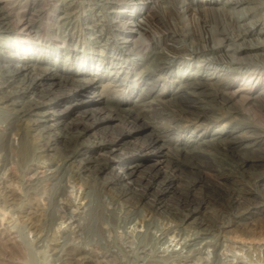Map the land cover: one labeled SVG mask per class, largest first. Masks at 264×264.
I'll return each instance as SVG.
<instances>
[{"label":"bare ground","instance_id":"obj_1","mask_svg":"<svg viewBox=\"0 0 264 264\" xmlns=\"http://www.w3.org/2000/svg\"><path fill=\"white\" fill-rule=\"evenodd\" d=\"M73 1L75 0L68 4V0H0V60L5 62L0 63V78L3 79L0 81V103L5 104V107H0V151H4L7 145L16 148L26 166L28 188L35 193L40 180L48 181L51 190L49 202L56 203L65 210H70L74 205L70 196L73 193L71 188L72 193H68L69 187H76L75 195L80 191L81 196L78 198L79 205H76L78 210L70 212L67 218L71 222L78 221L76 227L79 228L83 227L80 219L84 220V217L85 223L90 222L91 218L92 221L95 219L99 228L103 214L108 215V219L112 218L118 208L117 204H122L121 200L136 203L133 198L138 197L150 205L162 203L164 196L174 191L176 194L179 190L177 180L190 175L192 178L189 176L190 179L185 180L186 191H183L187 195L184 198L181 196L183 199L176 203L173 222L159 236L175 229L177 243H181L180 249L190 250L197 244L212 247V254L217 260L223 243L221 238H231L229 232L235 229L234 232L238 233L234 236L245 235L244 238L248 237L250 242L256 241L258 244L249 250L251 264H264V221H250L253 217L251 214L257 213L264 217V197L260 191V187H264V171L254 175L256 180L251 182L253 185L250 186L251 191L246 192L248 195L244 196L243 187L238 186L232 195L228 193L220 196L225 213L230 212L234 218L222 220L225 218L222 213L219 221L202 209L207 208L210 190L207 183L201 180L202 177H198L208 174L209 166L203 162V158L217 161L222 154L231 156L239 149L261 150L260 155L246 156L245 161H251L257 166L264 164V133L254 130V126L245 120L231 124L235 117L246 113L243 108L240 110L234 106L236 96H240L247 109L255 101L264 103V65H244V57H241L252 51H264V43L256 45L250 42L248 46L236 44L237 47L233 45L232 48L226 42L229 44L228 48L220 55L219 52L223 49L218 45L222 42L217 41L216 31L212 27L205 24V35L200 38L195 31L176 26L173 20L164 23L163 20L166 19L161 16L159 7L172 10L170 0H140L139 3L146 4L147 11L141 17H138L140 12L136 13L134 18L126 12L125 7L120 6L127 5L132 9L138 7L141 10L143 7L137 4L138 0H108L115 12V23L107 22L108 24L101 26L94 24L83 28L79 24L80 14L71 10ZM205 1L213 11V0ZM233 2L239 5L242 0ZM149 3L151 4L148 5ZM59 11L63 14L57 15ZM86 29L96 35L90 37L86 46L80 49L76 42L79 37L85 36ZM252 32L253 30L249 31L248 35ZM246 33L242 36L243 39H246ZM3 40H6L5 44ZM33 44L41 45L42 53L37 54L35 50L30 52ZM25 46H28L26 51L17 53ZM109 48L113 50L112 53H109ZM13 60L23 63H11ZM191 61L202 64L193 69L195 63L190 64ZM108 62L111 70L89 72L95 64L102 66ZM223 63L231 66L225 74L216 69ZM245 67L249 72L248 81L244 83L245 86L236 87L241 74L239 71ZM18 79L20 85L16 89L4 91L5 86L14 84ZM46 84L49 87H45ZM55 85L59 88L54 89ZM40 88L43 89V94L32 100H28L30 97L27 99L30 92L36 93ZM91 102H98L102 106L100 109L87 108ZM64 103H67V113L55 109ZM219 103L227 105L229 111H216L214 106ZM45 106L54 108L55 111L50 112L51 114L41 111ZM79 107H86L81 110V115L88 118L79 123L68 122L69 114ZM31 116L34 118H30ZM51 119L54 120L53 124L49 123ZM26 120L31 121V129L42 140V145L38 148L30 149L28 146L25 137L29 131L21 126ZM115 120L122 124L118 129L112 130L109 138L99 136L97 131L92 132L94 128L108 130ZM223 121L219 128L210 129ZM191 125H195L192 130ZM189 130L190 133L187 134ZM142 133V143L126 145L131 137ZM10 134H13L14 140L6 142ZM59 144L63 148L55 156L56 159L46 158L47 154L43 151H54ZM151 156L159 159V166L167 162L170 170L162 175L159 167L149 177L133 178ZM119 161L125 162L120 170L115 167V162ZM42 167H45L44 171L40 170ZM217 167L219 169L220 165ZM100 173L105 175L101 177ZM217 188L223 190L220 186ZM198 190L201 191L200 194H197ZM101 196H107L108 205H105ZM193 196L198 200L194 201L191 198ZM257 197L262 198L261 203L256 201ZM253 207H258V211L253 212ZM80 208L86 209L88 213L79 217ZM0 212L6 213L3 210ZM132 213L135 215L136 212ZM152 216L153 213L142 214L141 225L147 224L148 229ZM61 217L63 219L65 215ZM65 245L60 248L57 245L56 248L68 253H83L87 250L76 245ZM251 246L252 244L249 249ZM180 249H172L175 257L181 253ZM253 250L256 251L255 254ZM157 256L167 257L164 254ZM207 258L206 256L205 260Z\"/></svg>","mask_w":264,"mask_h":264},{"label":"rangeland","instance_id":"obj_2","mask_svg":"<svg viewBox=\"0 0 264 264\" xmlns=\"http://www.w3.org/2000/svg\"><path fill=\"white\" fill-rule=\"evenodd\" d=\"M71 1L72 0H68V4H70ZM75 1L72 2L71 10L77 11L80 14V27L85 28L86 26L90 27L94 24L101 26L102 24L115 23V12L113 11V8L110 7L111 5L108 0ZM131 1L132 0H128L126 2ZM139 1L140 0H138L137 4L143 7V9L141 10H138V7L132 9L127 5H121L120 8L125 7L127 10L126 12L128 14H131L133 18L136 16V13L140 12V16L138 17H141V15L143 16V14L147 11V6L144 3H139ZM170 2V4L173 6V9L170 11L167 10L166 7H159L161 16L163 17V19H166L163 20L164 23L167 24L169 20H173L176 26L183 29L185 28L189 31H195L197 35L200 36V38H203L201 36L205 35V24L209 27H212L213 30L216 31L217 41L219 40L218 42H222L220 43V45H218L222 46L223 49H221L222 51L219 52L220 55L224 53L229 44L230 47H232L233 45L237 47V45L248 46L250 42L256 45L264 43V0H242V3L239 5H235L233 0H213V11L211 10V6L210 8L205 4V0H170ZM150 4L151 3H149L148 5ZM191 4L193 6H191ZM166 5L167 4H165V6ZM62 14V11L57 12V15ZM252 23L255 24L253 25ZM251 30H253L252 34L248 35L249 31ZM260 31L262 33H260ZM244 32H247L246 39L242 38V36H245ZM95 35L96 34H93L90 29H86L85 36H83V38L79 37L77 39V46L80 47V49H83L86 46V43L90 41V37H94ZM226 42L229 44H226ZM5 43L6 40H3V44ZM234 46L232 48H234ZM27 47L28 46H25L23 49H21V51L17 53L26 51ZM41 49H43L41 45L33 44L31 49L27 50H29L30 52L35 50V52L38 54L42 53ZM108 51L109 53L113 52V50L110 48ZM96 52L99 51L97 50ZM249 53L250 54L247 53L248 55H241V57H244V65H264V51H252ZM0 63L5 64V62H2L1 60ZM11 63L22 64L23 62L13 60ZM192 63H195V65H193V69H196L198 65L202 64V62L199 61H191L190 64ZM212 66L213 65H210V67ZM230 67L231 66H229L228 64L226 65V63H223L217 66L216 69L221 70L220 73L225 74L228 72ZM104 70H111V65L109 64V62L102 66H98L95 64V66L89 69V72H100ZM258 70L259 68L257 69V72ZM239 72L241 74L236 81V87L241 85L245 86L249 78V72L246 71V67ZM2 80L3 79L0 78V81ZM19 85L20 79L16 80L14 84L12 83L11 85L9 84L5 86L4 91L7 92L13 90L14 88L16 89V87ZM45 87H49V85L46 84ZM57 87L59 88L58 85H55L54 89H56ZM41 90L43 89L40 88L36 93L30 92L27 99L29 97L30 98L28 100L38 98L39 94L44 93ZM89 95H93V93H89ZM74 100L75 97L72 98V101ZM233 103L234 106L239 108L240 110L243 108V111H245L246 113L241 114V116L235 117L232 120L231 124H235L236 122L245 120L249 125L254 126V130L264 133L263 102L262 104L260 101H255L251 104V106H248L250 109H247L245 106L246 104H243V100H240V96H236L233 100ZM2 106L5 107V104L0 103V107ZM66 106L67 103H64L63 105L58 106L55 109H57V111L59 110L67 113L68 110ZM101 106L102 105L98 102H91L86 107L100 109ZM86 107H79L77 110H73V112H71L67 117L68 122L79 123L82 120H86L88 117L81 115V110ZM55 109L45 106L41 109V111H46L47 113L51 114L50 112L55 111ZM214 109L220 113H226L229 111L227 105L220 103L217 105L215 104ZM229 115L230 114H228V116ZM49 116L52 117L51 115ZM30 118H34V116H31ZM167 118L169 119L170 117ZM158 120L165 121L166 119ZM49 123L53 124L54 120H49ZM223 123L224 121L216 123L215 125L211 126L210 129L213 130L219 128ZM121 124L122 123L119 120H115V122H113L108 130H96V128H94L92 132L97 131V134L99 136H106L107 138H109L112 135V130L118 129ZM31 125L32 123L30 120H26L21 124L24 130L29 131L27 137H25V139H27L29 148H38L42 145V140L36 134V131L31 129ZM193 128H195V125H191L190 130H192ZM190 130L187 131V134L190 133ZM197 133H199V131ZM143 136V133L134 135V137H131L126 145L132 146V144L142 143L144 140ZM9 137L10 138H8L6 142L8 140H14L13 134H10ZM15 141L17 142L16 138ZM61 148H63V145L59 144L58 149L54 151L45 149L43 152L44 154H47L46 158L55 160V156L57 157L59 155V150H61ZM239 150H237V152L231 156L230 154H222L220 156L221 158L219 159L220 161L218 159L217 161H213L209 158L202 159L203 162L207 164V166H209L208 174H201V176L199 175L198 177H202L201 180L204 183H207V187L210 190L208 197L209 203H206L207 208L205 209V207H203L202 209L217 218L218 221L221 220L222 213L225 215V218H223L222 220L234 218L233 214H231L230 212H226L227 214L225 213V206L220 200V196H222V194L226 196V194L228 193L232 195L233 192H236V188L239 187H243L242 190L244 192V196L248 195L249 193L247 194L246 192L251 191L250 188L253 185L252 183H254L256 174L264 171V164H258L257 166V164L253 165L251 161H245L246 156L257 157L261 154V150ZM17 153V149L12 146L9 147V145L6 146V149L4 151H0V210L6 212L5 214H1L0 212V215L4 216H0V264H213V262H215L214 264H222L223 262H227L229 264H251V261L249 260L250 257L248 255L249 250L251 251L253 245L257 246L258 244L255 243L256 241L250 242V239L248 237L244 238L245 235H242L243 237L241 235L234 236L238 233H235V229H232L229 232L231 238L233 237L232 239L226 236H224L225 238L222 237L223 239L221 238V242L223 243H221L222 247L219 251L220 257L217 260L215 259L214 254H212V247H201V245L197 244L198 246L195 245L190 250L187 248H185L186 250L183 248L180 249L181 243H177L178 238L175 237V229L173 232L159 236L160 232L164 231V228L169 227L170 223L173 222V212H175V206H177L176 203L187 195L183 191L185 190L187 185V182L185 180H188L190 175H188V177L187 175H185V177L182 176L181 179L177 180L179 190L176 192V194L174 191V193L164 196L162 203H154L152 204V206L150 205V203H145L143 198L140 200L138 199V197L133 198V201L136 203H127L128 201L121 200L122 204H117L118 208L112 218L108 219V215L105 216V214H103L104 217H102L103 219H101L102 222L100 220V224L98 226L100 229L102 228L100 231V229L97 228L95 219L92 221L91 218L90 222L85 223V217L84 220L81 218L82 220L80 219V223L83 227L79 228L78 226L76 227L78 221H76V223L71 222V220L67 218L70 216V212H77L76 210H78L76 209V205H79L77 204L79 202L78 198H80L81 196L80 191H78L77 196L75 195L76 187H69L68 193L72 190V195H70V193L69 195L74 201V205L70 207V210H65V208H61V206H59L58 204L49 202L51 190L50 186L48 185V181L40 180L38 182V188L36 190L37 192L35 191V193H33L31 189L28 188L29 186H27L28 182H26V179L28 174L25 171V163L21 161L20 156ZM158 160L159 159H157L155 156H151V158L145 162L140 171L136 172L133 178L143 179V176L149 177L150 173L151 175H153L159 167H161L162 175L165 171L170 170V165L167 164V162H164L159 166V164H157ZM123 164H125V162H115V167L120 170V167ZM242 164L245 165L243 166ZM217 165H220L219 169H217ZM214 169L217 170L215 171ZM40 170L44 171L45 167L40 168ZM40 175H42V173H40ZM104 175L105 174L103 173L99 174V176L101 177H103ZM190 178L192 177L190 176ZM126 181L130 180L126 179ZM23 182L24 184L22 185ZM218 186L222 187L223 190H219L217 188ZM181 191L183 192V194ZM260 191L262 192L261 194L264 197V187H260ZM154 192L155 191L153 190V194ZM199 192L201 191L198 190L197 194H200ZM217 192L218 195L216 194ZM149 196L152 198L151 195ZM181 196H183V198H181ZM194 197L195 196L191 198H193L194 201H197L198 198ZM216 197L219 198L216 199ZM135 198L137 199L135 200ZM101 199L105 201V205L109 204V199H107V196H101ZM256 201L261 203L262 198L257 197ZM126 205H131L132 207H127ZM257 208L258 207H253L251 208V210L253 212H257ZM132 209L134 210L132 211ZM79 210V217H82V215L88 213V211H85L86 209L80 208ZM131 211L136 212L135 215ZM147 213H153V216L149 222L148 229L146 228L147 224L142 226L140 221L142 219V214ZM64 215L65 218L62 219L61 216ZM251 215L253 216V220L249 219L251 222H261V220L264 221V217L262 215H259L257 213ZM88 217L90 218V215ZM147 217H150V215H148ZM15 223L16 225H14ZM187 224L188 222L185 223V225ZM188 226L190 227L192 225ZM139 229H141L142 231L139 232ZM183 234V236H186L185 233ZM67 243L70 244L71 247L73 245H76V247H83L88 251L86 250V252L83 253H80L78 251H75V253L74 251L68 253L64 251V253L57 250L61 245L69 246ZM250 243L252 244V246L249 249V246L251 245ZM57 245H59L58 248H56ZM262 246L264 247V244ZM172 249H180L181 253L175 257V252H172ZM254 252L256 251L253 250V253ZM158 254H164L165 256L167 255V257L160 258L159 256H157ZM206 256L208 257L207 260H205ZM240 257H246L244 258L245 261ZM213 258L214 260H212ZM203 260H205V262Z\"/></svg>","mask_w":264,"mask_h":264}]
</instances>
